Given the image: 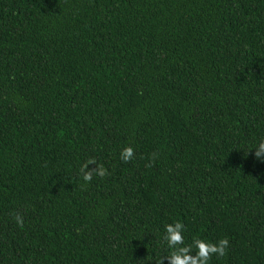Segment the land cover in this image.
Instances as JSON below:
<instances>
[{"label": "trees", "instance_id": "obj_1", "mask_svg": "<svg viewBox=\"0 0 264 264\" xmlns=\"http://www.w3.org/2000/svg\"><path fill=\"white\" fill-rule=\"evenodd\" d=\"M261 141L264 0H0V264H264Z\"/></svg>", "mask_w": 264, "mask_h": 264}, {"label": "clouds", "instance_id": "obj_2", "mask_svg": "<svg viewBox=\"0 0 264 264\" xmlns=\"http://www.w3.org/2000/svg\"><path fill=\"white\" fill-rule=\"evenodd\" d=\"M157 154L153 153L152 158L155 160ZM257 159L264 157V141H261L255 150ZM135 157V149L131 146L124 148L121 152V160L125 163L130 162ZM89 165H96L95 160H89L81 168V173L85 182H91L94 176L101 178L107 176L108 170L100 166L89 168ZM16 223L23 227V218L16 216ZM185 225L177 221L173 224L166 225L163 240L166 242L169 254L158 258L156 264H210L213 257H223L229 249L230 242L228 238L220 239L217 242H209L204 239L194 238L191 244H185L184 232ZM195 249V252L193 250Z\"/></svg>", "mask_w": 264, "mask_h": 264}]
</instances>
